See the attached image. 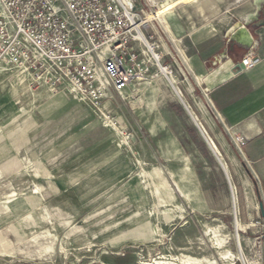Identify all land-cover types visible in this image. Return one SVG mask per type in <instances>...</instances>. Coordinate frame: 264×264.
Returning a JSON list of instances; mask_svg holds the SVG:
<instances>
[{"label": "rangeland", "instance_id": "374dc122", "mask_svg": "<svg viewBox=\"0 0 264 264\" xmlns=\"http://www.w3.org/2000/svg\"><path fill=\"white\" fill-rule=\"evenodd\" d=\"M202 1L134 0L152 11L164 39V32L176 40L209 24L219 23L226 32L239 23L237 9L249 3L264 22V0H206L200 12L188 8ZM170 64L169 55L164 66ZM172 68L171 81L210 140L205 131L213 117L209 98L188 73ZM48 96L53 97L28 74L0 69V264H264V215L254 186L259 183L246 173L232 178L215 143L229 183L156 66L135 96H115L109 120L63 95L82 105L80 121L90 123L78 125L67 106L46 118L51 125L43 134L35 121L47 116L40 106ZM101 126L106 134L89 135ZM41 149L51 166L64 160L75 165L77 184L71 181L66 192L51 191L36 160ZM173 155L179 160L171 162ZM12 157L18 165L3 170Z\"/></svg>", "mask_w": 264, "mask_h": 264}, {"label": "built area", "instance_id": "2783aa9c", "mask_svg": "<svg viewBox=\"0 0 264 264\" xmlns=\"http://www.w3.org/2000/svg\"><path fill=\"white\" fill-rule=\"evenodd\" d=\"M149 14L134 0H0V69L26 73L38 88L71 96L109 120L115 96H135L157 67L151 47L165 64ZM173 51L165 67L189 74L175 45ZM242 63L248 71L260 59L248 54Z\"/></svg>", "mask_w": 264, "mask_h": 264}, {"label": "crops", "instance_id": "0c3cea01", "mask_svg": "<svg viewBox=\"0 0 264 264\" xmlns=\"http://www.w3.org/2000/svg\"><path fill=\"white\" fill-rule=\"evenodd\" d=\"M188 1L197 2V0ZM205 5L206 0H203L200 4L190 5L188 8L200 12ZM235 17L239 21L238 25L226 32L218 23L194 28L187 34L178 35L176 40L167 36L166 40L161 36V49L162 55L169 56V48L173 46L169 47L168 42L172 40L182 53L190 70L187 75L197 83L202 93L208 94L211 102L213 117L207 120V130L203 126L206 133H209L207 135L211 141L208 140L213 146L215 143L218 145L225 160L229 162L228 168L232 178L241 177L243 173L250 178L255 177L259 188L254 180L252 182L264 205V22L260 21L258 9L251 3L240 6ZM248 54L257 56L260 63L252 70L244 71L243 68L238 70L237 66L241 64L243 66L242 62ZM48 97L47 103L40 106L41 114L47 116L42 117L43 121H35V126L37 125V129L40 128L41 133L44 134V130L50 128L51 124L46 118L49 119L51 113L60 112L67 106L75 113L72 119L77 120L78 125L90 123L87 120L80 121L84 111L82 105L63 95ZM88 115L91 117L89 112ZM197 124L199 125L198 122ZM75 127L78 129L79 126L75 125ZM61 134L65 135V132ZM61 134L59 133L58 136ZM91 134L94 138L101 137L106 134L105 127L101 126L89 135ZM239 139L243 140L241 144L237 143ZM11 146L15 149L13 144ZM236 147L240 148L242 157H239L235 151ZM43 150L41 149V155L36 160L41 163L40 175L47 179L50 187H53L50 190L66 192L68 190L65 186L70 185L71 181L76 182V185V178L79 175L73 171L75 165H67L64 160L61 164L51 166V159L48 155H44ZM171 159V162L179 160L175 159V155ZM240 161L244 164L241 162L240 165ZM5 162H9L1 165L5 171L18 165L16 157ZM89 166L85 165L86 168ZM32 175L36 176L34 172ZM234 204L238 215L235 195ZM237 215L235 216L238 221Z\"/></svg>", "mask_w": 264, "mask_h": 264}, {"label": "bare ground", "instance_id": "6f19581e", "mask_svg": "<svg viewBox=\"0 0 264 264\" xmlns=\"http://www.w3.org/2000/svg\"><path fill=\"white\" fill-rule=\"evenodd\" d=\"M147 21H153V16H147ZM160 24H165V22L162 20H159ZM149 55L151 56L152 59L155 60V64L157 65V68L159 69V71L161 72V74L166 78V80L170 83L171 87L173 88L175 94L177 95V97L180 99L181 103L185 104L184 100L181 99L182 97L181 96V93L180 91L178 90V88L176 87V85L171 81V76L174 75L170 69H168L167 67H165L164 65H159L158 64V60H159V56H161L160 53L156 52V51H153L152 47L149 49ZM193 116V115H192ZM194 118V117H193ZM195 120V118H194ZM196 121V120H195ZM197 123V122H196ZM198 125V124H197ZM199 126V125H198ZM201 129V128H200ZM202 131V129H201ZM202 133L204 134V132L202 131ZM205 135V134H204ZM207 138V137H206ZM213 149V147H212ZM213 151L215 152V150L213 149ZM217 154V153H216ZM169 159V158H168ZM230 179V178H229ZM235 215L236 214V211H235ZM236 226L238 227L239 224H238V221L236 220ZM236 240H237V243H238V247L240 246V249H241V252H242V246H241V241H240V235H238V232L236 233Z\"/></svg>", "mask_w": 264, "mask_h": 264}, {"label": "water", "instance_id": "95a60500", "mask_svg": "<svg viewBox=\"0 0 264 264\" xmlns=\"http://www.w3.org/2000/svg\"><path fill=\"white\" fill-rule=\"evenodd\" d=\"M242 68H243L242 64L237 66V69H238V70H240V69H242ZM183 104H184V103H183ZM184 107H185V109L187 110V112L189 113V115L191 116V118L193 119V121L195 122V124L197 125L196 121L194 120V118H193V116H192V113L189 111V109L187 108V106H186L185 104H184ZM197 127L199 128V130H200L202 136L204 137V139L206 140L207 144H208V145L210 146V148L212 149V144L210 143V141H209V140L206 138V136L202 133V131H201V129H200V127H199L198 125H197ZM212 151H213V149H212ZM213 153H214V155L216 156L217 160L219 161L220 165L222 166V168H223V170H224V173H225V175H226V177H227V179H228V181H229V183H230V179H229V176H228V174H227V171H226L225 166L223 165L221 159H220L219 156L216 154V152L213 151ZM259 206H260V209H261V211H262V214L264 215V205H263V203H260ZM236 231H237V230H236ZM239 249H240V246H239ZM240 251H241V249H240Z\"/></svg>", "mask_w": 264, "mask_h": 264}]
</instances>
